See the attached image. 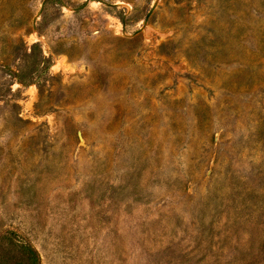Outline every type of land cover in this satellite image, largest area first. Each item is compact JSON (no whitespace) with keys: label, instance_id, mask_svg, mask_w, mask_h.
Returning <instances> with one entry per match:
<instances>
[{"label":"rangeland","instance_id":"obj_1","mask_svg":"<svg viewBox=\"0 0 264 264\" xmlns=\"http://www.w3.org/2000/svg\"><path fill=\"white\" fill-rule=\"evenodd\" d=\"M0 264H264V0H0Z\"/></svg>","mask_w":264,"mask_h":264},{"label":"trees","instance_id":"obj_2","mask_svg":"<svg viewBox=\"0 0 264 264\" xmlns=\"http://www.w3.org/2000/svg\"><path fill=\"white\" fill-rule=\"evenodd\" d=\"M29 248H30V250L33 252V254H35L36 256H37V258H38V255H37V251H36V249L31 245V246H29Z\"/></svg>","mask_w":264,"mask_h":264}]
</instances>
